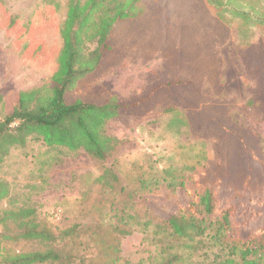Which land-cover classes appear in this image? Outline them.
<instances>
[{
    "label": "trees",
    "instance_id": "1",
    "mask_svg": "<svg viewBox=\"0 0 264 264\" xmlns=\"http://www.w3.org/2000/svg\"><path fill=\"white\" fill-rule=\"evenodd\" d=\"M5 3L6 0H0V7ZM51 3L53 0L48 5ZM205 7L202 0H69L66 18L60 27L63 43L56 51V69L49 84L18 91L15 98L0 95L4 111L0 121V160L13 146H25L28 139H35L61 152L84 150L105 163L119 142L106 130L111 118L122 113L144 114L158 108L168 109L170 104L187 109L197 107L203 97L198 88L201 81L219 80L222 61L215 46L225 43L220 36L223 33L219 32L224 27L216 28ZM9 15L6 13L10 28L17 18ZM23 30L20 27L17 34L20 36ZM40 45L39 51L31 50L27 58L53 56L42 52L46 43ZM182 51L186 62L179 59ZM154 52L163 57L164 79L158 80L160 70L151 74L158 81L148 80L146 90L136 91L127 100L111 95L99 85L89 88L80 85L82 78L98 76L115 63L143 59L146 62ZM240 58L250 95L247 106L264 112L263 42L241 49ZM1 63L4 72L7 65L4 57ZM182 67L188 74L178 73ZM171 69L168 74L166 71ZM228 119V124L222 125L224 135L219 136L225 151L215 159V165L207 167V164L204 170H195L192 174L187 172L189 166L165 167L161 175L152 172L154 167H147V172L137 178L140 197L160 196L164 187L173 191L176 187L172 184L176 182L184 190L185 197L173 209H151L150 212L152 207L146 198L148 219L140 224L146 228L153 222L156 233L166 238L162 250L170 257L164 264L182 259L176 253L178 246L191 254L201 248L218 249V254L223 256L211 264H264V223L253 227L252 221L258 219V212L254 211V215L242 209L244 198L250 199L249 194L264 197V145L260 136L256 138L237 130L238 122ZM238 124L247 131L246 126ZM189 125L194 130L205 129L190 122ZM230 172L237 175L234 177ZM96 178L100 192L110 195L111 191L122 190L127 175L121 173L120 163L113 161ZM189 179L195 185L193 192L187 189ZM8 195V184L0 179V201ZM140 197L132 201L136 205L131 202L123 206L115 221L108 219L113 215L109 212L117 207L106 208L103 201L106 198L102 197L96 210L109 217L96 223L83 215L85 209L78 217H70L84 222L62 221L55 231L40 225L34 210H6L7 219L19 220L18 233L12 238L37 241L40 249L6 255L4 264H119L120 241L135 230L134 219L140 218L137 207L146 203Z\"/></svg>",
    "mask_w": 264,
    "mask_h": 264
},
{
    "label": "rangeland",
    "instance_id": "2",
    "mask_svg": "<svg viewBox=\"0 0 264 264\" xmlns=\"http://www.w3.org/2000/svg\"><path fill=\"white\" fill-rule=\"evenodd\" d=\"M68 1L53 0L48 5L49 0H6L3 7H0V60L4 57L7 63L4 72L3 64H0V95L15 98L18 91L49 84L56 69V51L63 43L60 27L66 18ZM202 2L217 25L216 28L224 27L225 30L219 32L223 33L220 36L225 43L215 46L222 61L219 80L215 83L209 82L208 78L201 81L198 88L203 97L197 107L187 109L170 104L171 108L168 109L158 108L144 114L122 113L111 118L106 123V130L116 136L119 142L114 154L105 163L84 150L61 152L35 139H28L25 146H13L6 157L0 160V179L9 187L8 197L0 201V264H4L6 255L40 249L37 241L12 238L18 233V219H7L6 210H34L38 223L55 231L62 221L71 224L84 222H80V218L70 217H78L85 209L87 211L83 215L90 221L104 218L103 212L96 210L98 199L102 202L104 197L106 208L117 207L109 212L113 215H106L108 220L115 221V216L123 206L139 199L137 178L147 172V167H154L152 172L161 175L165 167L183 169L189 166L187 172L192 174L195 170H204L207 164V167L215 165V159L225 151L219 136L224 135L222 125L228 124V118L247 127L245 131L237 123V130L247 135L260 136L264 145V112L247 106L250 95L245 82L244 64L240 58V51L244 47L259 42L264 44V0ZM49 9H55V12L51 13ZM5 12L17 18L10 28V20ZM22 26L24 30L19 36L18 29ZM42 42L46 43L42 52L53 56L43 55L34 60L27 58L31 50H35L34 53L39 51ZM156 54L158 52H154L146 62L144 59L136 62L126 60L105 66L102 74L84 77L80 85H87L88 88L99 85L111 95L127 100L136 91L146 90L148 80H157L151 74L160 70L158 80L164 79L161 74L163 57ZM145 56H149V52H145ZM179 59L186 62L183 51ZM183 70L184 67L178 73L188 74ZM171 71L173 69L166 72L169 74ZM191 110H197V113H191ZM3 117L4 111L0 104V121ZM189 122L209 131L194 130ZM113 161L120 163L121 173L127 175V179L120 192L111 191L108 195L100 192L96 176L106 164ZM230 173L234 177L237 175L235 172ZM172 185L176 187L173 191L164 187L160 196L146 194L140 199L145 198L146 202L148 197L152 207L149 208L150 212L151 209H173L185 194L184 190L177 187L178 182ZM187 187L193 192L195 185L190 179ZM249 197L244 198L242 209L244 213L258 212V219L252 221L255 227L264 223V197L260 198L256 193L249 194ZM138 206L140 218L137 221L134 219L135 230L120 241L122 260L119 264H164L170 257L162 250L166 238L156 233L157 228L153 222L142 228L140 223L148 219L145 208L147 202ZM176 251L182 259L173 264H211L223 256V253L221 256L218 254V249L201 248L191 254L189 250L178 246Z\"/></svg>",
    "mask_w": 264,
    "mask_h": 264
}]
</instances>
